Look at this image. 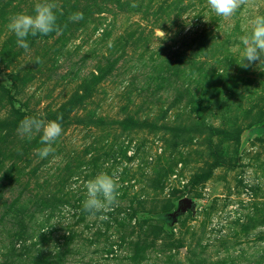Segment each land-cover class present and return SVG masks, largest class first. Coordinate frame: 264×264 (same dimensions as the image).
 I'll return each mask as SVG.
<instances>
[{
	"label": "rangeland",
	"instance_id": "374dc122",
	"mask_svg": "<svg viewBox=\"0 0 264 264\" xmlns=\"http://www.w3.org/2000/svg\"><path fill=\"white\" fill-rule=\"evenodd\" d=\"M36 2L0 0V264H264V64H238L264 0L229 19L207 0H55L61 30L25 50L7 23ZM26 116L62 118L46 158ZM113 169L116 203L84 211Z\"/></svg>",
	"mask_w": 264,
	"mask_h": 264
},
{
	"label": "clouds",
	"instance_id": "9594fccd",
	"mask_svg": "<svg viewBox=\"0 0 264 264\" xmlns=\"http://www.w3.org/2000/svg\"><path fill=\"white\" fill-rule=\"evenodd\" d=\"M248 0H207V5L212 13L217 17L229 19ZM57 3L55 0H37L34 4L33 14L25 12L16 13L9 18L7 29L16 37L19 47L28 50L27 38L37 35L47 36L50 33L60 31L57 23ZM132 7H136L135 4ZM70 20L77 21L83 19L82 13H73ZM205 22L209 21L204 18ZM168 34L161 28L157 32V40L160 46L161 41H165ZM241 60L238 63L243 68H248L254 63L264 64V14H257L249 20V28L240 37ZM158 46V47H159ZM39 62V58H37ZM58 117L56 120H44L37 116H26L18 124L17 133L21 138L32 140L35 136H40V143L44 147L36 149L37 155L46 158L52 151L53 145L61 137L63 128ZM85 198L82 201L83 210L89 214L103 212L116 203L119 197V175L116 169L110 172L100 171L85 184Z\"/></svg>",
	"mask_w": 264,
	"mask_h": 264
},
{
	"label": "water",
	"instance_id": "95a60500",
	"mask_svg": "<svg viewBox=\"0 0 264 264\" xmlns=\"http://www.w3.org/2000/svg\"><path fill=\"white\" fill-rule=\"evenodd\" d=\"M190 208H192V202H191V200L190 199H188V198H184L183 200H182V206H181V211L182 212H185L186 210H188V209H190Z\"/></svg>",
	"mask_w": 264,
	"mask_h": 264
}]
</instances>
